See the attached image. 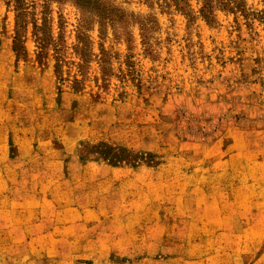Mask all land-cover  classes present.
<instances>
[{
	"label": "rangeland",
	"instance_id": "rangeland-1",
	"mask_svg": "<svg viewBox=\"0 0 264 264\" xmlns=\"http://www.w3.org/2000/svg\"><path fill=\"white\" fill-rule=\"evenodd\" d=\"M0 127L11 132L10 143L21 131L41 133L47 158L141 168L139 176L124 178L123 194L113 195L114 203L138 209L130 221L140 225L162 224L165 205L178 226L185 224L187 206L249 204L243 194L211 192L264 187V172L254 163L264 155V0H0ZM219 159L235 181L222 175L220 183L213 181ZM192 174L195 179L188 178ZM249 174L245 186L238 181ZM10 184L11 202L0 203L10 211L50 207L55 190L73 185L76 200L99 201L104 186L97 174ZM195 187L203 195L189 193ZM92 188V197L80 193ZM258 201L253 196L251 203ZM228 214L225 222L236 217L239 225L232 236L220 237L228 243L225 256L245 252V261L233 264H254L264 255V240L244 246L233 235L260 231L264 238L256 228L264 214ZM243 222L254 228L246 230ZM1 239L0 264H185L148 255L98 262L21 259Z\"/></svg>",
	"mask_w": 264,
	"mask_h": 264
},
{
	"label": "crops",
	"instance_id": "crops-1",
	"mask_svg": "<svg viewBox=\"0 0 264 264\" xmlns=\"http://www.w3.org/2000/svg\"><path fill=\"white\" fill-rule=\"evenodd\" d=\"M10 133L0 127V203L11 202L6 193L10 192L11 181L16 179L25 178L36 182L47 180L55 184L72 180L75 176L86 178L97 174L100 182H104L103 189L98 187L99 191H103L99 194L101 195L99 201L87 200V203H81L76 200L75 185L69 184L72 187H68L66 191H54L51 206L47 208L38 205H20L19 210L10 211L7 209L9 205L0 206V221L5 223L4 230H0L1 243L14 246L19 258L58 262H98L124 258L142 259L140 255H148V258H162L170 263L181 261L185 264H233V262L245 261L243 256L245 252L234 254L233 259L232 255L225 256L228 243L220 241V237L232 236L231 232L239 225L235 224L236 217L230 219L231 223L225 222L228 219V213L264 214V187L255 193L249 188L230 189L223 191L222 194L218 193L219 191L211 192V196L215 197L220 195L237 197L243 194L245 198L249 197L247 198L249 204H237L235 208L222 210L217 200L216 202L214 200L216 204L212 205L210 210L198 204L187 206L185 224L178 226L173 224L172 207L165 205L162 224H159L160 221H149V226L140 225L138 222L130 221L138 215V209H134L127 203H114L113 195L123 194L124 178L139 176L141 168L119 169L111 167L106 162L83 161L80 157H68L64 160L57 157L47 158L41 155L43 145L40 139L41 133L33 136L31 132L21 131V135L14 136L16 138L14 143L9 141ZM12 148L15 149V155H10ZM226 160L229 162V158ZM216 162L219 164L216 166L217 169H221L222 172L220 170V173H212L213 181L220 183L218 177L221 175L228 177V181H235L236 178L230 171L231 167L228 165L220 167L224 160L219 159ZM254 163L264 172V155ZM166 166L168 165L164 167ZM188 178L192 179L193 174ZM249 179H251L250 174L241 176L238 181L244 182L245 186ZM108 182H111L114 188L108 190L106 187ZM171 185L172 177L167 174L164 177V196L167 198L172 196ZM248 186L251 187L253 184L250 183ZM131 187L134 188V186ZM94 189L96 188L86 193L80 191V193L86 195L85 197H92L91 192H96ZM201 190L195 187L189 189V193L198 197L203 195ZM40 193L43 192L35 191V196H41ZM253 196L259 198V203L252 205ZM152 210L154 212V209ZM221 213H224L223 216ZM249 224V222H243L242 227L246 230L253 229V225ZM154 228H162L163 231L158 234L148 232ZM256 228L264 230V224ZM144 229L146 232L141 234L140 230ZM255 234L251 237L233 235L234 243L244 246L262 244L264 240L261 238L262 233L259 231ZM141 235L150 240L145 242L144 239H140ZM253 261L254 264H261L264 261V255L255 257L249 263Z\"/></svg>",
	"mask_w": 264,
	"mask_h": 264
}]
</instances>
